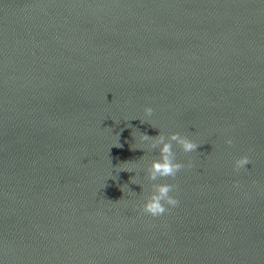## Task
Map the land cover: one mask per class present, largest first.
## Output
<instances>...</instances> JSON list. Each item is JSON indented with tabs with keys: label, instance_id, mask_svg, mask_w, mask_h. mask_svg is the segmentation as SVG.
I'll use <instances>...</instances> for the list:
<instances>
[{
	"label": "water",
	"instance_id": "obj_1",
	"mask_svg": "<svg viewBox=\"0 0 264 264\" xmlns=\"http://www.w3.org/2000/svg\"><path fill=\"white\" fill-rule=\"evenodd\" d=\"M0 264H264V0H0Z\"/></svg>",
	"mask_w": 264,
	"mask_h": 264
},
{
	"label": "clouds",
	"instance_id": "obj_2",
	"mask_svg": "<svg viewBox=\"0 0 264 264\" xmlns=\"http://www.w3.org/2000/svg\"><path fill=\"white\" fill-rule=\"evenodd\" d=\"M144 115L145 117H151L153 115V109L151 107H146L144 109ZM140 141L141 143L150 142V148L159 149V159L153 160L150 168L147 169L148 179L151 181L169 177L175 178L177 173L185 168L184 164L176 162L175 153L172 150L173 143L178 145L184 153L197 151L199 147L196 143L180 133L168 135L167 142L162 133H159L155 137L143 134L140 137ZM225 143L231 146L233 142L231 139H226ZM249 164L250 160L246 155L235 159L233 161V171L239 173ZM187 167L190 168L191 164H188ZM233 186L236 188L240 187L239 184H234ZM153 188V193L139 206V210L141 214L155 219L168 214L171 209L178 206L179 201L174 196L170 195V193L175 190V185L158 183L154 184Z\"/></svg>",
	"mask_w": 264,
	"mask_h": 264
}]
</instances>
